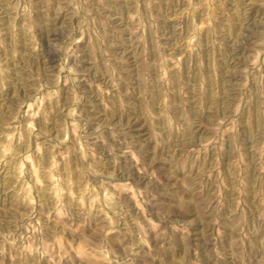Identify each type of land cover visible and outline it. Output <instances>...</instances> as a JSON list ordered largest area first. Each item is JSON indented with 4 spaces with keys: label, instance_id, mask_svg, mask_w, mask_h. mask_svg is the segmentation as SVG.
Segmentation results:
<instances>
[{
    "label": "rangeland",
    "instance_id": "rangeland-1",
    "mask_svg": "<svg viewBox=\"0 0 264 264\" xmlns=\"http://www.w3.org/2000/svg\"><path fill=\"white\" fill-rule=\"evenodd\" d=\"M0 264H264V0H0Z\"/></svg>",
    "mask_w": 264,
    "mask_h": 264
}]
</instances>
